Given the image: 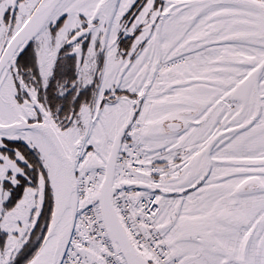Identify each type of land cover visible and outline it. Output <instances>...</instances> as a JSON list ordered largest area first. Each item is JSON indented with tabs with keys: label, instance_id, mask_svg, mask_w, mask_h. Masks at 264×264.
<instances>
[{
	"label": "snow or ice",
	"instance_id": "snow-or-ice-1",
	"mask_svg": "<svg viewBox=\"0 0 264 264\" xmlns=\"http://www.w3.org/2000/svg\"><path fill=\"white\" fill-rule=\"evenodd\" d=\"M0 264H264V0H0Z\"/></svg>",
	"mask_w": 264,
	"mask_h": 264
}]
</instances>
